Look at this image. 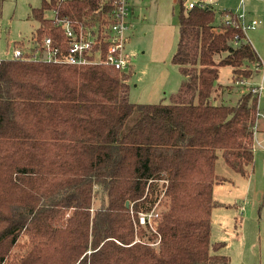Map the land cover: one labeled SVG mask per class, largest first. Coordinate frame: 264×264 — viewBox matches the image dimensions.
<instances>
[{
  "label": "trees",
  "instance_id": "trees-1",
  "mask_svg": "<svg viewBox=\"0 0 264 264\" xmlns=\"http://www.w3.org/2000/svg\"><path fill=\"white\" fill-rule=\"evenodd\" d=\"M178 5L182 83L153 104L132 103L128 72L104 62L115 0L33 8V47L0 59V264H230L211 240L214 185L226 180L215 166L222 152L250 173L259 94L221 104L218 79L229 66L245 81L263 63L240 13ZM56 18L92 39L100 62L47 61L46 39L62 59L72 42Z\"/></svg>",
  "mask_w": 264,
  "mask_h": 264
},
{
  "label": "rangeland",
  "instance_id": "rangeland-1",
  "mask_svg": "<svg viewBox=\"0 0 264 264\" xmlns=\"http://www.w3.org/2000/svg\"><path fill=\"white\" fill-rule=\"evenodd\" d=\"M189 1L193 0H185L186 4ZM228 1V10L244 13L246 34L263 64L242 82H235L231 67L220 68V103L235 105L245 91L254 89L259 94V113L255 162L248 175L236 172L219 152L215 170L226 180L214 185L217 205L212 211L211 240L225 243L221 252L230 258V264H264V0ZM41 3L42 0H4L0 59L13 57L17 43H23L25 51L33 47L38 22L31 13ZM207 7L217 12L225 10L218 5ZM129 8L130 30L125 45L130 58V67L125 69L129 74V100L137 104L168 103L182 83L181 72L172 62L179 40L178 0H129ZM46 16L51 18L54 13L46 12ZM254 18L261 23L252 28L249 25ZM25 240L23 236L20 243ZM13 251L16 255L22 253L19 246Z\"/></svg>",
  "mask_w": 264,
  "mask_h": 264
},
{
  "label": "built area",
  "instance_id": "built-area-1",
  "mask_svg": "<svg viewBox=\"0 0 264 264\" xmlns=\"http://www.w3.org/2000/svg\"><path fill=\"white\" fill-rule=\"evenodd\" d=\"M188 6L190 8H193L194 6L206 7L205 4L194 2H189ZM130 15L131 11L129 8V0H115V9L112 17L113 25L111 45L109 46L104 62L121 70H125L130 67V58L125 52V45L129 33L128 31L130 30V24L128 22ZM239 17L241 19L243 32L246 33L244 13L240 14ZM56 21L58 24L62 25V27L65 29L66 36L72 39V42L67 56L62 59L60 58V48L54 47L51 39H46L44 49L46 55L45 59L47 61H59L61 63L74 65H85L100 62L97 57H94V59L90 58L93 49L92 39L84 37L82 32L79 34V36H77L69 20L56 18ZM259 23V20L254 19L251 21L249 26L255 28ZM22 55V50L15 49L13 57H21ZM141 223H145L144 216L141 217Z\"/></svg>",
  "mask_w": 264,
  "mask_h": 264
},
{
  "label": "crops",
  "instance_id": "crops-1",
  "mask_svg": "<svg viewBox=\"0 0 264 264\" xmlns=\"http://www.w3.org/2000/svg\"><path fill=\"white\" fill-rule=\"evenodd\" d=\"M189 2L200 3V4L202 3V4H205L206 6L218 5L219 8L223 7L225 10H228L226 7H231V6H229V1L228 0H193V1H189ZM254 19H257V18H254ZM257 20H259V19H257Z\"/></svg>",
  "mask_w": 264,
  "mask_h": 264
},
{
  "label": "water",
  "instance_id": "water-1",
  "mask_svg": "<svg viewBox=\"0 0 264 264\" xmlns=\"http://www.w3.org/2000/svg\"><path fill=\"white\" fill-rule=\"evenodd\" d=\"M127 206H129V203L127 202Z\"/></svg>",
  "mask_w": 264,
  "mask_h": 264
}]
</instances>
